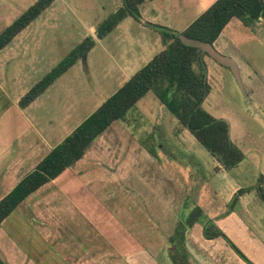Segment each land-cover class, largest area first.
<instances>
[{
  "label": "rangeland",
  "instance_id": "1",
  "mask_svg": "<svg viewBox=\"0 0 264 264\" xmlns=\"http://www.w3.org/2000/svg\"><path fill=\"white\" fill-rule=\"evenodd\" d=\"M36 1L0 0V33ZM210 1L147 0L139 6L141 19L127 17L112 33L98 39V26L124 5L123 0H55L13 42L18 44H12L14 49L9 51L11 61H1L0 78L9 80L7 88L12 96L23 97L78 44L92 35L97 44L88 53L86 63L79 60L51 88L53 98L50 92L44 94L28 112L41 130L48 128L50 120H54V127L62 124L67 116L73 115V110L78 116L76 119H82L162 49L159 32L145 22L183 32ZM256 23L246 27L239 19H233L230 28L224 32V42L215 44L222 54L249 62V72L258 75L252 76L254 84H249V72H243L247 93L241 89L229 67L202 54L211 85L203 107L213 116L229 122L232 140L246 155L241 164L225 169L162 105L153 91L139 101L125 120L117 122L109 134L113 146L111 143L110 147L106 146L116 149L120 155L126 150L123 155L129 157L134 151L133 166L130 167L134 170L133 178L116 179L120 194L115 203L117 206L124 204L127 201L125 192L128 195L131 191L127 192L121 186L122 182L130 188L132 183L135 193L133 197H127L133 199L134 208H137L134 212L128 209L126 216L133 222V232L139 229L138 222L144 217L155 233L159 230V234L170 237L172 243L167 244V251L176 256L185 254L190 259L198 258L196 260L202 264L209 252L213 253V258H207H212L214 264H264V199L259 192L264 175V22L262 32L254 35L250 28H257ZM198 69L201 70L200 66ZM142 147L155 150L158 156L154 158L155 162L147 163L143 159ZM137 173L143 176L144 183ZM100 185L95 181L94 188L90 187L93 198L102 201L98 203L114 205L116 194L111 193V200L108 199ZM261 187L264 189V181ZM247 188L251 189L234 203L235 193ZM94 189L98 193H93ZM42 194L50 203L45 200L36 206L35 201L41 196L30 200L2 225L0 253L8 256L11 264H29L31 252L41 254V264L68 263L61 254L59 241L51 245L45 238L46 231L40 226L51 218L55 223L50 227L51 232L57 240L80 235L77 223L84 219L86 209H81L84 215L80 209L70 207L67 211L63 206L65 201L54 205L46 192ZM85 198L88 199L86 193ZM89 203H92V209L96 207L95 202H88V206ZM230 213L236 216L221 223L223 216ZM117 217L125 218V211ZM181 227L185 229L182 236L177 231ZM178 235L184 238L183 247L179 246ZM188 236L198 240L187 241ZM206 239H215V242L207 243ZM69 244L74 246L73 242ZM169 255L173 261L175 256ZM159 260L160 264H170L163 256ZM112 262L125 264V259L117 257Z\"/></svg>",
  "mask_w": 264,
  "mask_h": 264
},
{
  "label": "crops",
  "instance_id": "2",
  "mask_svg": "<svg viewBox=\"0 0 264 264\" xmlns=\"http://www.w3.org/2000/svg\"><path fill=\"white\" fill-rule=\"evenodd\" d=\"M215 1L217 0H211L203 8L201 14L204 13ZM142 5L143 4H141V6ZM128 17H132V16H128ZM124 20H122L115 27V29ZM256 21H257L256 23L257 28L255 27L250 28V30L252 29L251 32L254 35H258L260 31L262 32V28H263L262 22H264V15L259 17V19ZM232 22L233 20L223 29L220 36L213 43L214 46L219 42H224L223 39L224 32H226V30L230 28V24ZM145 24L149 25V22H145ZM150 27L154 28L153 26ZM174 32H178V31L172 30V33ZM183 32H178V33H183ZM21 33H19L12 40L10 44H8L4 49L0 51V56L1 55L4 56V54L14 49V47H12V44L16 40V38L20 36ZM98 39H103V38L98 37ZM161 42H162V37H161ZM226 43L227 41L223 45L226 46ZM17 44L18 43H16L15 45L13 44V46H17ZM96 44H97V40H95V45L79 60L82 59L83 62L86 63L88 53L96 46ZM163 49H164V44L162 42V49L159 52H161ZM10 52L6 57H4L5 59L4 58L0 59V64L1 61H8V60H9L8 62L11 61ZM157 54H155L149 60V62ZM233 59L236 61L237 65L239 66L241 79L245 87V82H244L245 78L243 79L242 75L244 74L243 72L245 70H246L245 72L250 71L248 64L249 62L246 63L244 60H237L235 58ZM3 64L5 63L3 62ZM69 70H67L65 73H67ZM64 74H62L51 86H49L43 94H41L36 100H34L31 104H29L26 107H21L20 105V100L22 96L20 95L12 96V92L7 88L9 80H7L6 77L2 80L0 78V199H2L5 195H7L26 174L33 171L37 167L38 163L54 147H56L68 135H70L80 124H82L84 120H86L110 97L109 96L93 112H91L87 116H84V118L82 119L77 120L76 118L78 116H76V113L73 110L72 111L73 115L67 116L62 124L58 125L57 127H54L55 125V123H53L54 120H50L49 121L50 125L48 126V128H45V130H41L38 124L35 123V121L32 119L31 116H29L28 112L32 110L33 106L39 100H41V97L44 94L50 92L51 88H53L59 82V80L64 76ZM252 76L256 78V76L258 75L254 72L253 74L249 72V76L247 80L249 84L250 82L254 84L253 81L255 79L252 78ZM131 77L125 82H123L122 85L118 88V90L127 81H129ZM118 90H116L115 92H117ZM51 98H53L52 93H51ZM162 105L165 106V104L163 103ZM117 122L118 121L113 122V124L93 142V144L90 146V148L87 150L85 155L80 160H78L74 165L66 169L56 179L48 182L47 184L39 188L37 191H35L22 204H20L19 207L14 212L20 210L22 208L21 206L26 202H29L30 200H35V198H38L39 196H41V198H39L37 201L39 203H37L36 201L35 203L36 206H40L41 203L46 200L44 199L45 197L43 196V194L41 195V193H45V192L46 194H48V196H50L53 199L52 204L54 205H57L61 201L63 202L65 201V203H63L64 204L63 206L65 209H67V211H70V207L74 208L75 210L86 209V211H84L85 215L81 210L82 214L85 216L84 219H80L79 222L77 223L80 230L78 234L80 235L77 236L72 235V237L65 236L57 240V238H55L53 233L51 232L52 228L50 227L55 225V223L52 222L53 220L51 218H47L48 221L46 220V224L44 225L41 224L40 226L41 229H44L46 231L45 238L47 239L48 242L51 243V245H53L55 241L56 243L57 241H59L61 245L60 249L62 250L61 254L64 256V258L66 257V259L68 260V263L65 264H112L113 263L112 260L113 259L116 260L117 257L124 258L125 264H160L159 258L161 256L165 257V259H169L168 261L170 262V264H182V263L192 264V262L196 264H202L199 262L200 260L199 261L196 260L198 258L190 259L185 254L176 256L174 252L172 254L171 252L167 251L166 249L167 244L169 243V241L171 242L170 237L166 236L163 233L159 234V230L157 231V233H155L154 229H150V226H148L149 221L145 220L146 218L144 217H141V221L138 222L140 226L139 229L136 232H133L131 227L133 222L132 220H128V217L126 216L128 209L134 212V209L137 208V207L134 208L133 199L130 198L128 199L127 197L129 195L133 197L135 193L132 183L130 188V186H127L122 182L121 186L123 185V188L127 190V192L130 190L131 191L128 195H126L125 192L124 195L126 196L127 201L124 204L120 206H117L115 204L117 196L120 194L116 179L127 180L128 176L129 178L130 177L133 178V174H134V170L132 169L131 171L130 169V167L132 168L133 166L132 155L134 151H131L129 157L123 155V153H126V150H124L120 155V153L118 154L116 149L106 148L107 145L108 147H110L111 145L113 146L112 143L113 140L109 138V134L112 128L116 126ZM109 143H111V145ZM141 154L143 159L146 160L147 163H150L151 161L155 162L154 158L158 157L155 150L150 147H144V148L142 147ZM245 159H246V155L244 160ZM137 160L139 161V159ZM142 174L144 175V171H142ZM138 175L141 177L144 183L143 176L140 173ZM261 179H262L261 181L262 184L264 181V175H262ZM95 181H98L101 184L100 186L104 188L108 199H110L109 197H111V193L116 194L115 200H113L114 205L111 202H110L111 204L106 202L104 205L102 203H98L102 201H100L97 197H95L96 199L93 198V196L91 195L92 192L90 190V187L94 188L93 184L95 183ZM108 184L110 186H108ZM261 184L259 186V192L262 198L264 199V189L263 187H261ZM85 193L88 194V199L85 198ZM93 193H98V192H95L94 189ZM142 200H144V198H142ZM47 202L50 203L49 201ZM88 202H95L96 207H93L92 209L91 206L92 203H89L88 206ZM87 208L90 209V212L88 213H87ZM112 209H114V211H112ZM123 210L125 211V218L121 217L120 219H118L117 215L118 216L119 214L122 215ZM118 211H120V213ZM43 214L45 213L43 212ZM48 215L49 214L47 213V209H46V216ZM112 215H114V217ZM234 216H236L235 213L232 214L230 213L226 216H223V218L221 219V223L226 222L227 220H229V218H234ZM6 221L7 219L4 222ZM4 222L2 223V225L4 224ZM41 223H43V221ZM2 225L0 226V232L1 229L3 228ZM199 239L202 240V235L199 236ZM194 240H198V238L195 237L192 238L190 236L187 237V241H194ZM204 241L207 243H214L215 239L214 240L206 239ZM70 242H73L74 246L73 245L70 246L69 244ZM150 243L153 244L150 245ZM57 247L59 248V246ZM181 247H183V245H181ZM202 253L205 254L204 251ZM169 254L175 256L173 261H171L172 256H170ZM208 256H211L213 258V253L209 252ZM207 257H205L206 260L205 264H214L212 258L211 260H209V258ZM0 258L4 260L7 264H11L8 256H2L0 253ZM21 258L23 259V256ZM32 259H34V261H32ZM41 261H42L41 254L39 253L36 254L34 252L30 253L29 264H41L40 263Z\"/></svg>",
  "mask_w": 264,
  "mask_h": 264
},
{
  "label": "trees",
  "instance_id": "3",
  "mask_svg": "<svg viewBox=\"0 0 264 264\" xmlns=\"http://www.w3.org/2000/svg\"><path fill=\"white\" fill-rule=\"evenodd\" d=\"M54 1L37 0L6 27L0 33V51ZM123 1L124 5L111 13L98 26L99 38L107 36L128 16L141 18L139 6L147 0ZM263 15L264 0H217L183 33L192 38L214 43L233 19H239L250 27ZM149 25L160 32L164 49L54 147L33 171L26 174L7 195L0 199V226L35 191L56 179L80 160L93 142L113 122L125 120L128 113L135 109L138 102L151 91L174 114L180 124L188 128L226 169L236 167L244 160V153L231 140L228 121L213 116L203 107L211 91V85L205 71L202 51L185 45L179 35L172 33V30L167 27L152 23ZM94 45L95 39L92 36H88L78 44L21 98V107H26L36 100ZM197 62H199L198 65ZM196 65L197 68H195ZM199 66L201 70L198 69ZM250 189L238 190L234 203L238 202L240 196ZM177 231L181 236L185 233L182 227ZM181 236L178 240L180 247L184 241ZM0 264L7 263L0 258Z\"/></svg>",
  "mask_w": 264,
  "mask_h": 264
},
{
  "label": "water",
  "instance_id": "4",
  "mask_svg": "<svg viewBox=\"0 0 264 264\" xmlns=\"http://www.w3.org/2000/svg\"><path fill=\"white\" fill-rule=\"evenodd\" d=\"M174 34H179L180 39L185 45L199 48L202 51V54H207L212 57L217 63L229 67L232 73L234 74L235 78L237 79L241 89L244 91V93H246L244 84L241 79L239 66L233 58L219 52L214 46V44L209 41H204L198 38H192L186 35L185 33L174 32Z\"/></svg>",
  "mask_w": 264,
  "mask_h": 264
}]
</instances>
